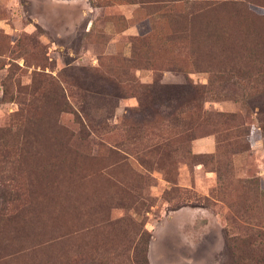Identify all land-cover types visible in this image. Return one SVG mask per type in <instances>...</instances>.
Returning <instances> with one entry per match:
<instances>
[{
    "label": "rangeland",
    "instance_id": "1",
    "mask_svg": "<svg viewBox=\"0 0 264 264\" xmlns=\"http://www.w3.org/2000/svg\"><path fill=\"white\" fill-rule=\"evenodd\" d=\"M0 0V264H264V0Z\"/></svg>",
    "mask_w": 264,
    "mask_h": 264
},
{
    "label": "trees",
    "instance_id": "2",
    "mask_svg": "<svg viewBox=\"0 0 264 264\" xmlns=\"http://www.w3.org/2000/svg\"><path fill=\"white\" fill-rule=\"evenodd\" d=\"M173 0H138L137 2L140 3L141 5H146V4H155V3H168L172 2ZM182 2H188V1H193V0H178ZM145 247H142L140 250L135 253V255L138 257V260L135 259V264H146L145 261V256H144V250Z\"/></svg>",
    "mask_w": 264,
    "mask_h": 264
}]
</instances>
